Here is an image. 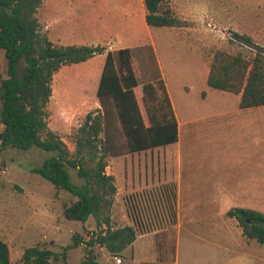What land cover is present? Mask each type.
<instances>
[{
	"label": "rangeland",
	"instance_id": "obj_1",
	"mask_svg": "<svg viewBox=\"0 0 264 264\" xmlns=\"http://www.w3.org/2000/svg\"><path fill=\"white\" fill-rule=\"evenodd\" d=\"M188 1L194 4L202 2V0ZM211 3L217 6L215 14L199 21H184L181 26V29L189 33L204 31L210 36V42L206 38L189 34L187 38L180 41L185 43L186 48L172 45L171 51L164 45L163 40L155 39L167 88L179 114L183 112L186 115L188 111L196 112L198 109V92L203 83L200 73L204 77L209 72V65L216 51L222 50L228 54L241 53L245 58L250 59L255 52L254 46L264 47V30L258 32V38L250 37L252 25L264 28V0H211ZM110 7L116 6L110 4ZM164 7H168L165 1ZM89 9L90 7L83 3L74 2L73 5H68L61 2V6H58L53 5L52 0H43L36 12L40 26L39 32L45 34L57 46L100 45L108 50H115L127 45V48L132 50V65L139 85L157 86L156 92L159 96L158 80L161 79V71L156 55L149 45L151 39L127 41L116 35L112 38L96 40L92 36L95 23H91ZM134 25L136 30H145L148 34L149 32L152 34V29H154L145 27L142 22H136ZM233 34L249 37L253 47L241 45ZM192 54L202 63L200 73L198 71L200 62ZM103 60L104 55H99L83 63L66 64L52 76L51 95L46 106L47 126L59 135L71 154L75 153L74 139L79 128L84 125L87 114H97V110L102 111L96 97V90ZM5 68L4 53L0 50V78L6 77ZM184 84H188L191 88L187 96L183 94ZM217 94L219 91L212 89L207 105L209 110L230 111L237 108L234 95H231L232 97H229L224 105L220 102L218 107ZM205 96L206 91L202 90L199 99ZM137 98L146 120L145 110L138 95ZM157 109L155 108V111ZM163 109L161 103L159 111L155 113L163 112ZM150 111H152V105H150ZM215 131L217 134L212 135L209 140L200 142L206 141L207 143L203 144L208 146L206 149L201 146V151L205 152L200 154L201 157L197 160V172L208 173L209 170L215 169L223 173L228 168L224 166L225 162L234 161L237 156L238 150L234 147L230 151L217 148L220 142L224 143V137L220 135L222 131L218 132L217 129ZM110 132L114 140V148L124 151L126 143L119 125L110 127ZM226 132L227 138L234 137L233 134H229V130ZM211 138L213 143L210 142ZM156 150L158 153L155 154ZM210 150L213 151L209 154ZM150 151L152 160L147 155L146 169L142 167L144 156L141 152L107 158L105 172L113 176L116 192L106 197L109 204L103 209L102 215L109 218L113 229L130 224L135 229L136 236L145 234L154 239L157 261L141 264H171L177 220L176 175L174 170L167 167L170 163L161 154V147ZM99 155L97 153V156ZM46 157L48 154L37 148L27 151L8 148L0 154V237L10 248L11 264H23L24 250L36 245L45 247L55 254V259L50 260L51 264H81L85 259L86 246H77L66 252L63 248L72 244L73 236L81 235L87 243L93 234L100 231L93 217H89L83 224L68 221L63 217L62 205L74 199L67 191L62 190L56 193V189L50 182L31 172V169L40 166ZM149 161L151 167H149ZM69 172L72 182L81 186L83 182L77 178L76 171L70 169ZM199 177L201 176H198L196 184H201ZM171 183L176 185L174 225L171 224L170 216L165 212L166 204L162 190L163 186ZM234 201L227 200V207L232 206ZM260 208L264 209L262 206ZM232 222L236 227L241 228L237 221ZM102 228L105 227L102 226ZM181 238L183 250L187 251V246L183 243L185 237ZM196 244L202 245L200 242ZM91 250V255L98 264H129L130 262V251L113 255L98 245L93 246ZM187 252L191 253V259L196 263H202L204 253L201 249L195 247L193 251ZM117 259L120 263L116 262ZM209 264L213 262L210 261Z\"/></svg>",
	"mask_w": 264,
	"mask_h": 264
},
{
	"label": "trees",
	"instance_id": "obj_2",
	"mask_svg": "<svg viewBox=\"0 0 264 264\" xmlns=\"http://www.w3.org/2000/svg\"><path fill=\"white\" fill-rule=\"evenodd\" d=\"M43 0H0V50L4 53L5 78H0V154L8 149L27 151L37 148L48 154L42 164L31 169L50 182L58 191H67L74 199L62 205L68 221L85 223L95 219L98 233L85 242L81 235L72 237V244L63 248L86 246L81 264H98L91 255L93 246L120 254L136 238L132 226L112 230L109 218L102 215L116 192L113 177L105 172L107 158L138 153L171 145L178 140L174 117L164 82L139 85L133 65L132 50H108L100 45H54L39 32L36 12ZM146 24L150 28L181 27L173 11L164 7V0H143ZM241 45L252 46L249 37L233 34ZM250 59L241 53L218 50L209 65L206 85L215 90L239 95L238 107L248 109L264 105V47L254 46ZM104 55L96 90L102 111L87 114L84 125L74 139L71 154L58 134L47 126L46 106L51 95V79L66 64H79ZM138 92V94H137ZM145 110L146 120L140 109ZM163 104V112L159 111ZM152 105V111H150ZM155 108H158L155 111ZM118 124L125 139V150L114 148L110 127ZM103 136L102 138L100 136ZM44 136V137H43ZM97 153L100 155L97 156ZM75 170L81 186L72 182L69 170ZM165 212L170 222L176 220V185L163 186ZM226 216L235 219L246 239L264 245V214L253 210L231 208ZM104 226L105 228H102ZM55 254L39 245L26 248L23 264H51ZM55 259V258H54ZM0 264H11L8 244L0 237Z\"/></svg>",
	"mask_w": 264,
	"mask_h": 264
},
{
	"label": "crops",
	"instance_id": "obj_3",
	"mask_svg": "<svg viewBox=\"0 0 264 264\" xmlns=\"http://www.w3.org/2000/svg\"><path fill=\"white\" fill-rule=\"evenodd\" d=\"M52 1L53 5L58 6H61V2L68 5H73L74 2L87 4L90 7L91 23H95L92 36L96 40L112 38L116 35L127 41L151 39L149 45L153 49L160 66L161 79L171 102L178 129L177 142L161 147V154L170 163L167 167L174 170L177 185V220L171 264H197L198 262L196 263L195 260L191 259V253L187 252L193 251L195 247L204 253L202 263L198 264H209L210 261L213 264H226L228 262L264 264V245L261 246L255 240L246 239L242 234V229L240 228V231L232 222L235 219L225 216L231 208L253 210L264 214V209L260 208V206L264 207V105L240 109L238 107L239 95L217 90L219 91V94L216 95L218 107L220 102L224 105L228 98L234 95L237 108L230 111L209 110L207 105L212 89L206 85L208 73L203 77L200 73L202 63L192 54L200 62L198 71L203 82L202 88L198 92V109L196 112L188 111L186 115L183 112L179 114L167 88L162 61L158 56L156 38L163 40L164 45L172 51V45L186 48L185 43L180 41L187 38L189 34L206 38L208 42H210V36L204 31L189 33L187 30L181 29L182 27L154 28L152 29L153 35L150 32L148 34L145 30H136L134 25L136 22H142L145 27H148L145 19L147 12L143 0ZM164 1L181 21L205 19V17L215 14L217 8V6L212 5L211 0H202L198 4L188 0ZM110 4H115L116 7H110ZM263 30V27L252 25L250 37L258 38V32ZM122 48H127V45ZM117 49L121 48L115 50ZM182 89L184 95L190 94L191 88L188 84H184ZM202 90L206 91V96L199 99ZM215 129L218 132L222 131L220 135L224 137L223 144L220 142V138L218 139L220 144L217 148L230 151L234 147L238 150L237 159L225 162L224 166L226 165L228 168L226 171L222 170L223 173L215 169L209 170L208 173L197 172V160L201 157L200 154L205 152L201 151V146L203 149L208 146L204 145L207 143L206 141L203 142L204 144L200 142L201 140H209L212 135L217 134ZM226 130H229V134H233L234 137L227 138ZM212 140L211 138L210 142ZM214 140L217 141L216 138ZM212 151L210 150L209 154ZM141 155L144 156L142 167L146 169L145 158L149 155V159L152 160V152L150 150L143 151ZM155 159L158 162V158ZM220 164L222 163L220 162ZM149 167H151L150 161ZM155 167H157L156 164ZM198 176H201L199 177L201 184H196ZM117 191H119L118 188ZM227 200L235 201L232 206L227 207ZM181 237H185L183 243L187 246V251L183 250ZM197 242L202 243V245H197ZM123 251L124 253L126 251L131 253L129 264L155 263L157 261L154 239L145 234L136 236L134 241Z\"/></svg>",
	"mask_w": 264,
	"mask_h": 264
},
{
	"label": "built area",
	"instance_id": "obj_4",
	"mask_svg": "<svg viewBox=\"0 0 264 264\" xmlns=\"http://www.w3.org/2000/svg\"><path fill=\"white\" fill-rule=\"evenodd\" d=\"M2 172H4V171H2ZM116 262H117V263H120V260H119V259H117V260H116Z\"/></svg>",
	"mask_w": 264,
	"mask_h": 264
},
{
	"label": "bare ground",
	"instance_id": "obj_5",
	"mask_svg": "<svg viewBox=\"0 0 264 264\" xmlns=\"http://www.w3.org/2000/svg\"><path fill=\"white\" fill-rule=\"evenodd\" d=\"M62 77H63V75H62ZM65 86V85H64ZM64 96V95H63ZM70 101V100H69Z\"/></svg>",
	"mask_w": 264,
	"mask_h": 264
}]
</instances>
